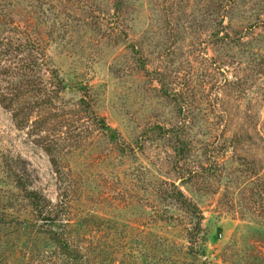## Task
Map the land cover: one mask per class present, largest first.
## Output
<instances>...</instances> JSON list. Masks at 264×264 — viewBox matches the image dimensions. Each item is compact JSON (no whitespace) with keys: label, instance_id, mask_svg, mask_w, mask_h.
Returning <instances> with one entry per match:
<instances>
[{"label":"rangeland","instance_id":"1","mask_svg":"<svg viewBox=\"0 0 264 264\" xmlns=\"http://www.w3.org/2000/svg\"><path fill=\"white\" fill-rule=\"evenodd\" d=\"M218 1L0 0V47L40 38L30 54L44 79L56 69L67 84L54 132L19 127L0 104V264L63 258L23 228L32 215L11 167L67 202L61 227L95 264H264V0L216 13ZM81 97L115 137L79 111ZM58 134L56 168L38 139ZM171 184L204 213L195 253Z\"/></svg>","mask_w":264,"mask_h":264},{"label":"trees","instance_id":"2","mask_svg":"<svg viewBox=\"0 0 264 264\" xmlns=\"http://www.w3.org/2000/svg\"><path fill=\"white\" fill-rule=\"evenodd\" d=\"M122 5L121 2H118L116 9H121ZM231 5H234L233 0L218 1L216 13L222 10L228 12ZM256 25L252 26L255 27ZM1 43L4 48L0 47V62L6 59L12 62V65H7L8 67L0 65V104L11 112L13 119L18 123L19 127H28L29 124H32L33 129L39 131L46 129L45 132L47 133L48 129H50L48 125L52 124L51 121L57 117V113L54 114L52 110H55L56 102L62 100L61 94L67 89L66 82L56 69L47 70L49 78L44 79L43 71L45 64L37 56L30 54V50H44L40 38H32L26 34L16 45L11 40ZM14 59L21 61V64H14ZM85 95L86 93H84ZM79 101V111L87 114L88 119L98 128L110 132L111 137H115L116 130L95 112L91 102L85 99V97H81ZM33 116L36 117L32 119ZM51 129L53 132L56 131L54 125ZM161 129L162 135L168 132L165 128ZM66 138L58 134L56 139L49 138L48 136L38 139V143L52 157V163L56 168H59V165L54 152L58 149L60 141H65ZM186 147V145L178 146V155L185 157L187 154ZM25 173L27 175H24ZM25 173H20L12 167L8 173V176L11 178V184L19 192V201L26 208H29L32 215L31 220L27 218L22 221V224H24L23 228L29 230L36 227V231L47 235L48 240L56 245L57 252L63 255V258L56 256L55 263H58L60 260L62 264H95L92 258L83 254L82 249L74 244L71 237L72 234L67 229L61 227L67 223L64 221L65 218H63L67 202L65 203L64 200H61L59 203H53L43 193L32 187L28 171L25 170ZM167 194V197L178 208L187 212L190 217L192 226L188 230L187 237L190 253H195L203 231L204 213L197 202L187 196L175 184H171V188ZM7 206L12 207V202L7 204ZM1 219L0 215V223H3Z\"/></svg>","mask_w":264,"mask_h":264}]
</instances>
